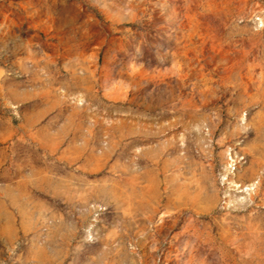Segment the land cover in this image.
<instances>
[{
    "label": "rangeland",
    "instance_id": "1",
    "mask_svg": "<svg viewBox=\"0 0 264 264\" xmlns=\"http://www.w3.org/2000/svg\"><path fill=\"white\" fill-rule=\"evenodd\" d=\"M0 264H264V0H0Z\"/></svg>",
    "mask_w": 264,
    "mask_h": 264
}]
</instances>
